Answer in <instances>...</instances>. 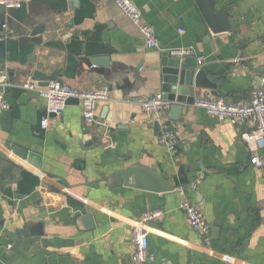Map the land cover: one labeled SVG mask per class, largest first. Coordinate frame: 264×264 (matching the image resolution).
Returning <instances> with one entry per match:
<instances>
[{
	"label": "crops",
	"instance_id": "obj_1",
	"mask_svg": "<svg viewBox=\"0 0 264 264\" xmlns=\"http://www.w3.org/2000/svg\"><path fill=\"white\" fill-rule=\"evenodd\" d=\"M131 1L155 29L159 49L144 45L113 0H78V6L24 0L20 9H0V83L12 84L5 90L10 109L0 112V260L135 264L133 230L151 216L149 264H264V165L251 162L264 161V151L244 142L235 123L195 105L201 98L252 97L256 77L264 75V0H217L216 10L230 11L233 26L221 35L211 32L195 0ZM184 47L194 48L219 95L193 89L194 102L184 104L177 121L171 109L157 121L141 102L164 95L163 53ZM58 69V80L79 91L109 87L96 123L86 124L80 104H69L42 128L46 101L15 85L38 83L35 70ZM158 122L160 131L177 132L175 153L158 143ZM14 147L38 155L40 168ZM138 165L175 190L109 186L113 173ZM179 186L213 229L220 224L218 234L206 240L191 228L179 207ZM89 214L95 229L87 231L80 218ZM38 224L43 234L10 253L18 231Z\"/></svg>",
	"mask_w": 264,
	"mask_h": 264
},
{
	"label": "built area",
	"instance_id": "obj_2",
	"mask_svg": "<svg viewBox=\"0 0 264 264\" xmlns=\"http://www.w3.org/2000/svg\"><path fill=\"white\" fill-rule=\"evenodd\" d=\"M23 1L0 0V7L3 6L7 10L20 9ZM113 1L137 27L144 45L148 49H159L160 43L156 31L151 25L144 22L140 9L131 0ZM180 32L183 33V31ZM169 52L172 56L179 58L196 56V52L192 47L173 49ZM199 63H202L201 59H199ZM0 84L2 85V89H0V112H3L10 109V105L5 99V90L11 87L12 84L6 81H1ZM15 86L26 92L36 93L46 101L47 117L41 122L44 129L49 126L51 116H59L65 111L71 99L79 100L83 111V120L86 124L97 122L96 112L99 104L110 99L108 86L79 91L59 80L51 81L47 86H40L39 83L34 81L23 82ZM171 105L161 93L141 102L142 109L157 121L164 118ZM195 105L205 110L211 117L232 121L242 130L241 139L244 142L253 149L264 151V75L256 77L252 97L247 101L201 98L196 101ZM247 126L251 129L246 128ZM157 139L158 143L171 153L176 152L180 141L177 132L168 127L159 132ZM110 147L114 148L115 146L111 143ZM251 162L258 167L264 165V161L259 156L253 157ZM176 190L181 195L179 207L185 213L191 228L206 240H209L212 225L207 221L202 210L189 198L184 186H179ZM152 218L151 216L145 217L133 230L132 241L135 246L133 261L135 264H149L154 260L153 255L149 252V232L147 230V223Z\"/></svg>",
	"mask_w": 264,
	"mask_h": 264
},
{
	"label": "water",
	"instance_id": "obj_3",
	"mask_svg": "<svg viewBox=\"0 0 264 264\" xmlns=\"http://www.w3.org/2000/svg\"><path fill=\"white\" fill-rule=\"evenodd\" d=\"M75 6H78V0H72ZM203 15L207 25L214 35L232 33L233 26L231 22V13L228 10H216L217 0H195ZM2 11L5 7L1 6ZM4 49V42H0V54ZM162 74H163V92L164 99L169 101L171 105V119L177 121L181 116L184 104H191L194 97L191 96L193 89H208L214 96H218L217 84L208 79L206 71L200 67L199 60L196 56L179 58L174 57L170 52L163 53L162 58ZM61 76V69L55 70L52 73H44L40 70H35L33 79L38 81L40 86H47L49 82L58 80ZM191 88V89H190ZM191 96V97H190ZM26 96L22 99L25 100ZM69 104L79 105L77 99H71ZM157 131H160L159 122L155 125ZM15 153L23 159H27L40 168L41 159L35 153H31L26 149L14 147ZM109 186L115 187L118 185L130 186L133 188L151 190L158 193H168L175 190L172 185L164 177L157 175L149 167L132 166L113 173L109 179ZM131 182V183H130ZM80 222L85 224L87 231L95 229L93 215H86L80 218ZM220 224H217V229L212 228L213 234H218ZM42 224L35 225L25 230L18 231L17 239L10 247V253L18 251L25 238L29 236L42 235ZM0 264H4L0 260Z\"/></svg>",
	"mask_w": 264,
	"mask_h": 264
}]
</instances>
